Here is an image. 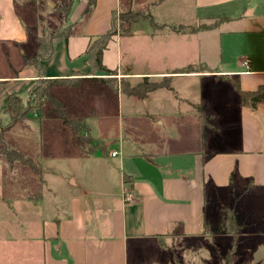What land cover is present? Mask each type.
Wrapping results in <instances>:
<instances>
[{"label":"crops","instance_id":"1","mask_svg":"<svg viewBox=\"0 0 264 264\" xmlns=\"http://www.w3.org/2000/svg\"><path fill=\"white\" fill-rule=\"evenodd\" d=\"M35 1L0 0V114L10 94L28 91L37 80V70L25 67L23 58L18 63L11 59L17 49L42 37L31 38L28 33L36 22L25 15ZM66 1L44 3L54 10ZM187 1L96 0L83 14L88 0H75L66 18V23L72 20L69 40L57 43L54 56L43 63L47 79L89 71L88 46L111 28L113 11H141L150 6L161 29L215 25L192 34L172 30L181 45L189 43L186 38H194V50L185 46L182 52H171L176 56L172 59L176 68L141 73L138 78L173 76L171 90L157 89L146 98L149 109L157 102L153 112L129 122L128 134L118 136L115 150L109 147L116 140L105 144L94 139L105 146L104 151L94 153L96 159L118 158L121 173L116 174V185L105 169L89 174L90 186L81 196L71 198L67 214H51L47 217L51 220L44 216L50 205L39 206L44 202L41 188L37 195L26 196L19 207L20 227L18 224L13 233L9 223L0 230V264H175L172 245L179 240L182 254L191 245L199 247L210 241L225 255V261L234 264L236 236L251 234L256 227L264 232V100L255 108L243 107L237 90L226 81L233 80L244 92L264 85V0H189L190 8ZM79 27L77 38L83 44L76 46L77 40L71 46L73 32ZM150 37L156 38V33ZM201 37L214 42L215 60L221 69H207L210 45H204ZM119 40L120 36L113 41ZM35 49L33 55L37 44ZM79 58L82 64L76 63ZM246 58L251 60L249 68L242 66ZM198 62L207 64L201 73H172ZM184 82L189 85L182 87ZM96 112L95 108L92 116ZM71 184L77 186L75 180ZM128 195L133 200L127 201ZM224 207L233 210L242 229L235 235L207 233L205 222L217 228Z\"/></svg>","mask_w":264,"mask_h":264},{"label":"rangeland","instance_id":"2","mask_svg":"<svg viewBox=\"0 0 264 264\" xmlns=\"http://www.w3.org/2000/svg\"><path fill=\"white\" fill-rule=\"evenodd\" d=\"M67 1L65 2L66 7L69 4V0ZM190 3L188 0L187 8H190ZM17 6L20 12L22 6L20 4ZM165 7L166 5L160 8V13ZM48 8V3H44V0H36L28 8L25 16L33 17L36 22V25H32L28 32L31 38L46 37L60 32L72 22L71 20L70 23H66L65 12L60 5L54 10ZM151 8L149 6V8L141 11H147L153 16L154 10ZM127 11L136 10H123V12ZM25 16L23 14V19ZM156 21L158 23L163 22L160 19H156ZM79 30L80 27L78 30H74L73 33L75 34L72 36L69 45L73 46L76 43ZM117 30L121 31L120 26ZM133 31L135 36H121V40L118 42L111 41L108 49L104 52L103 63L105 67L108 70H115L116 75L108 76L105 73L93 72L90 69V64L86 61L89 71L73 72L71 76L67 77L69 79L67 86L52 87L51 89V92L65 104L73 115L76 117L88 116L87 123L90 125L93 139L102 140L105 144L116 140L109 147L111 151L118 146V136L126 137L128 134L129 122L142 115L152 113L157 103L154 106L153 103L152 108L149 109L146 107V100L148 99H143L140 102L136 96L123 93V90L125 88L127 90L133 89L140 83L143 84L141 87L143 90L146 83L143 78L138 79L141 73L170 71L177 67V64L172 62L176 56L175 54L171 55V52H182L185 46H188L186 50L193 51L196 46L193 42L194 38H186L189 43L185 46L181 45L182 40L176 38L179 36L168 27L153 31V27L147 19L139 20L138 23L134 24ZM154 32L156 38L153 39L150 34ZM201 40H203L204 45L207 43L210 45L206 49V56H210L208 60H211L207 69H221L215 60L217 54L215 53L214 42L206 37H201ZM80 43L82 45L83 41L79 39L76 46ZM35 48L36 41L32 39L31 45L17 49L11 59L18 63V60H22L24 56L32 57ZM8 57L9 55L6 53V58ZM76 63L82 64V58L77 59ZM206 65V63L199 65L198 62L197 65L193 64L192 66L201 71L206 69ZM132 74H134V78L131 77ZM39 80L41 79L37 78L35 83H39ZM155 81L161 82L163 77L149 79L150 83ZM180 84L182 87L183 85L186 87L189 82ZM27 92L25 90V92L17 94L23 97L25 103L29 99ZM163 93L165 96L167 93H169L168 95L172 94L170 92ZM137 101L139 103H136ZM166 104L169 103L166 101ZM162 105H165V102ZM95 108L97 112L92 116L91 112ZM43 110L41 118L16 124L5 132L7 149L10 151L14 149L22 152L24 156L32 158L34 168L32 169L21 162L11 164L3 155L0 147V230L9 223L8 226L11 227L12 232L14 229H18V224L20 227L23 217L18 215L19 207L25 204L26 196L37 195L40 188L43 190L44 202H40L39 206L43 204L45 208L46 205H50V209H46V212H49L44 216L47 220H51L47 218L51 214L52 217H64L67 214V209L72 201L71 198L81 196L84 189L90 186L87 181L89 174L96 175L97 172L105 169L110 173V179L115 184L116 174L121 173L118 158L114 160L112 157L103 156V158L96 159L93 155L80 153L76 140L73 139L72 131L51 110L50 102L44 105ZM8 120V115L4 114L2 116L3 124ZM0 130H2L1 126ZM72 180L77 182V186L71 184ZM31 219L32 217L28 218V221ZM234 242V246L238 248L232 256L234 257V264H264V232L256 227L251 230V234L236 236ZM172 247V252H174L173 263L175 264H231L229 260H224L227 259L225 255L213 248L210 241H205L203 245L199 246L200 248L195 246L192 248L191 245L184 254H182L183 244L180 240L175 241Z\"/></svg>","mask_w":264,"mask_h":264},{"label":"trees","instance_id":"3","mask_svg":"<svg viewBox=\"0 0 264 264\" xmlns=\"http://www.w3.org/2000/svg\"><path fill=\"white\" fill-rule=\"evenodd\" d=\"M75 0H70L68 6H63V10L65 12V18L68 19L70 12L73 8ZM96 0H88V4L83 12V14H87L95 5ZM111 28L108 30L106 34L97 36L94 38L93 42L88 46L87 49V63L90 64L91 71H96L100 73H105L108 76L116 75L115 70H108L103 63V55L104 52L108 49V45L111 41H113L116 37L126 36L131 37L135 35L134 24L138 23L139 20L147 19L150 22V25L154 29H160L163 26H159L147 11H127L123 13H118L113 11L111 14ZM213 24H200L197 26H177L172 27V30L178 33H197L200 31L211 30L214 28ZM120 26L121 31H118L117 28ZM72 24H68L62 31L57 32L53 35H48L47 37H39L36 40L37 51L32 57H23V65L25 67H34L37 72V78L41 79L38 82L34 83V85L28 90L27 95L29 97L28 101L25 103L23 97L17 94H10L7 99V104L4 109V112L0 114V126L2 130H0V147L2 149V153L7 157L11 164L15 162H21L22 164L28 165L32 169L33 160L27 156H24L22 152H18L16 150H9L6 146L5 141V132L13 128L16 124L24 123L26 121H35L36 119L41 118L43 114V107L46 103L50 102L51 110L54 111L58 118L63 122V124H67L73 133V139L76 140L78 145V149L80 152L94 155L97 150L104 151L105 146L103 143L99 141H95L90 136V127L87 123V117L80 116L76 117L73 115L69 109L66 108L65 104L58 99L55 94L51 92L52 87L64 86L67 84L68 78L64 79H47L45 76V71L43 67V63L50 60L56 51L55 47L57 43L61 41L67 42L71 35ZM204 68V66H203ZM201 69V68H200ZM203 70L199 71L193 68L192 65L187 66L183 69L175 70L172 72L174 74H186V73H201ZM173 76L163 77V81L154 83H150V77H143L144 82L146 83L144 89L141 90L143 84L134 87L133 89L127 90L125 88L123 93H127L131 96H137L139 98L146 99L151 93H154L157 89H167L171 90V82ZM228 83H230L235 90H237L240 105L243 107L255 108L258 103L263 102L264 100V85L258 88L256 91H247L239 89L238 85L233 82L231 79H226ZM67 86V85H66ZM6 114L9 117L8 122L2 121V116ZM35 116V118H34ZM202 120L205 121V116L202 113ZM37 168V167H36ZM38 169V168H37ZM222 218L220 225L215 228L211 224L205 222L204 228L205 231L209 234H220V232L226 234L235 235L242 228L238 225L235 214L232 209L229 207H224L221 210ZM233 227H236L235 229Z\"/></svg>","mask_w":264,"mask_h":264},{"label":"built area","instance_id":"4","mask_svg":"<svg viewBox=\"0 0 264 264\" xmlns=\"http://www.w3.org/2000/svg\"><path fill=\"white\" fill-rule=\"evenodd\" d=\"M250 64H251V60L250 59H248V58H246V60H244L243 62H242V66L243 67H247V68H249V66H250ZM112 156H116L117 154H116V151H113L112 153ZM132 195H128V196H125V199L128 201V200H133L132 199Z\"/></svg>","mask_w":264,"mask_h":264},{"label":"water","instance_id":"5","mask_svg":"<svg viewBox=\"0 0 264 264\" xmlns=\"http://www.w3.org/2000/svg\"><path fill=\"white\" fill-rule=\"evenodd\" d=\"M146 107H147V100H146Z\"/></svg>","mask_w":264,"mask_h":264}]
</instances>
